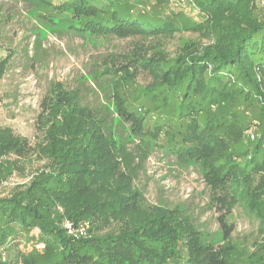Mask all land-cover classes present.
<instances>
[{"label":"trees","instance_id":"obj_1","mask_svg":"<svg viewBox=\"0 0 264 264\" xmlns=\"http://www.w3.org/2000/svg\"><path fill=\"white\" fill-rule=\"evenodd\" d=\"M166 1L153 0L138 11L129 0L61 5L81 9L68 21V31L97 38L125 32L173 36L182 28L200 36L183 41L174 55L162 48L126 57L137 70H129L130 76L145 72L151 77L143 95L164 102L165 123L176 122L171 133L181 136L176 154L208 166L204 180L222 232L218 252L214 255L198 230H189L188 218L178 217L181 209L144 203L134 185L141 163L117 145L115 136L121 134L106 132L77 90L51 82L37 118L43 140L31 145L10 127H0V157L34 151L45 160L26 185L0 196V264H179L182 247L188 262L233 264L237 204L259 219L258 232L264 234V6L260 0H187L198 11L200 20H195L172 12ZM9 59H0V78ZM171 104L168 118L164 112ZM116 109L131 119L144 143L145 119L140 121L122 100ZM253 120L259 136L246 142L243 132ZM5 169L0 166V181ZM65 219L88 221L89 227L85 234L70 235Z\"/></svg>","mask_w":264,"mask_h":264},{"label":"rangeland","instance_id":"obj_2","mask_svg":"<svg viewBox=\"0 0 264 264\" xmlns=\"http://www.w3.org/2000/svg\"><path fill=\"white\" fill-rule=\"evenodd\" d=\"M144 1L129 0V3L135 4L137 11L146 10L153 4V0ZM167 1L172 12H184L185 16L200 20L198 11L187 0ZM64 2L0 0V59L10 56L0 78V127H10L35 145L45 135L37 118L43 98L54 86L51 82H62L69 90H77L81 104L96 112L105 129L121 134L115 136L117 145L141 163L134 185L141 190L144 203L181 209L178 217L183 216V220L188 218L189 230H198L203 240L210 242L215 255L222 242V232L214 195L204 180L203 172H209L208 166L194 160L187 161L186 157L176 154L181 140L178 133L171 137L176 122L169 119L165 123L162 113L166 109L164 102L159 104L160 99L143 95L151 77L145 72L138 73L137 77L130 76L129 70L135 68H131L132 63L126 57L135 56L140 51L153 53L162 48L174 55L183 41L199 40L200 36L184 28L177 30L173 36L125 32L97 38L90 32L80 34L73 29L68 31L66 25L77 17L81 9L67 5L62 7ZM165 4L164 9L167 10L168 5ZM91 11L90 7L86 14ZM118 100L124 101L140 121L145 119L144 132L148 131V136L144 143L139 139L131 119L117 112ZM172 110L174 106L171 104L167 113L164 112L168 118L173 117L170 115ZM250 112L247 109L246 115L250 116ZM163 124L168 129L163 128ZM250 125L251 128L243 132L246 142L259 136L257 120ZM38 156L33 151L21 158L14 153L0 157V166L6 168V177L0 181V196H8L16 186L30 181L32 174L45 163ZM240 160V157L237 158L238 162ZM131 163L132 171L136 172L137 167ZM233 220L236 228L231 237L236 248L232 251L231 261L233 264H261V259H264V234L258 232L259 219L237 204L233 209ZM187 256V249L182 247L176 262L197 264L188 262Z\"/></svg>","mask_w":264,"mask_h":264},{"label":"built area","instance_id":"obj_3","mask_svg":"<svg viewBox=\"0 0 264 264\" xmlns=\"http://www.w3.org/2000/svg\"><path fill=\"white\" fill-rule=\"evenodd\" d=\"M260 2L264 6V0H260ZM263 13H264V11H263ZM1 105H2V103L0 101V106ZM252 137H254L253 134H252ZM63 226L66 228L68 234L78 236V235L86 233V230L89 227V222L88 221H82V222H79L78 224H74L71 220L65 219L63 221ZM38 247H40V248L44 247V243L39 244Z\"/></svg>","mask_w":264,"mask_h":264}]
</instances>
